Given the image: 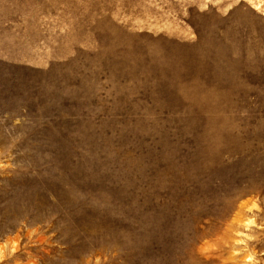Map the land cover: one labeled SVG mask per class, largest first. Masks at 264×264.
<instances>
[{
	"label": "rangeland",
	"instance_id": "1",
	"mask_svg": "<svg viewBox=\"0 0 264 264\" xmlns=\"http://www.w3.org/2000/svg\"><path fill=\"white\" fill-rule=\"evenodd\" d=\"M0 264H264V0H0Z\"/></svg>",
	"mask_w": 264,
	"mask_h": 264
}]
</instances>
